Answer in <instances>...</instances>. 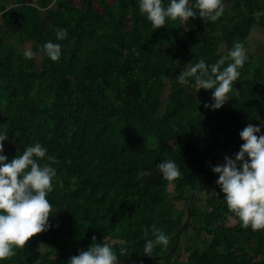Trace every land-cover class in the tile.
I'll return each instance as SVG.
<instances>
[{"label":"trees","instance_id":"1","mask_svg":"<svg viewBox=\"0 0 264 264\" xmlns=\"http://www.w3.org/2000/svg\"><path fill=\"white\" fill-rule=\"evenodd\" d=\"M256 27L264 29V0H231L215 21L197 15L159 28L138 0H0L5 153L12 159L40 142L48 148L41 164L57 168L52 227L0 264H67L104 242L117 249L118 264H264V229L245 227L217 183L196 194L170 253L191 193L218 178L211 165L231 155L240 130L264 120V49L247 52L215 110L205 107L212 89L181 84L177 74L199 59L216 62L236 41L248 46ZM48 40L62 44L59 60L41 47ZM169 158L181 168L174 181L157 167ZM153 224L170 239L148 256Z\"/></svg>","mask_w":264,"mask_h":264},{"label":"clouds","instance_id":"2","mask_svg":"<svg viewBox=\"0 0 264 264\" xmlns=\"http://www.w3.org/2000/svg\"><path fill=\"white\" fill-rule=\"evenodd\" d=\"M138 6L156 28L166 25L169 19L186 22L197 15L206 21H215L225 12L224 0H194V3L190 0H168L167 4L164 0H138ZM67 35V28L57 29L60 39ZM41 47L50 59H60L61 43L48 40ZM23 54L31 57L33 51L25 49ZM247 58L244 42L236 41L214 63L199 59L186 65L177 74V80L185 85L194 80L197 90L212 89V99L205 103V107L215 110L229 99L233 82L240 77V69ZM239 135L244 142L234 156L225 155L224 163L211 167L219 174L216 183L225 194L223 199L228 209L245 227L264 229V120L248 123ZM8 138L7 132L0 131V260L13 256L17 248H23L34 234L52 227L49 217L53 204L48 194L57 178V168L53 164L40 162L39 158L48 153L46 146L40 142L29 144L22 153L9 159L4 150V142ZM157 167L168 181L181 176L180 165L175 159H163ZM152 230L153 238L147 239L143 245V253L148 256H152L157 246L166 247L170 239L155 224ZM126 251V247L119 248L120 253ZM119 259L118 251L111 243H92L87 249L72 255L67 264H118Z\"/></svg>","mask_w":264,"mask_h":264},{"label":"rangeland","instance_id":"3","mask_svg":"<svg viewBox=\"0 0 264 264\" xmlns=\"http://www.w3.org/2000/svg\"><path fill=\"white\" fill-rule=\"evenodd\" d=\"M231 0H224V5L225 7L230 3ZM7 4H10V2H8ZM257 28V27H256ZM255 28L252 29V31H254L247 43H248V46H246V50L247 52H252L256 55H259L261 54V52H263V45H264V29L262 28H258L257 30H254ZM251 31V32H252ZM26 49H30L28 45H26ZM208 193L207 192H203L201 193V196L202 197H205ZM177 207L178 208H183V205L184 203L183 202H178L176 203Z\"/></svg>","mask_w":264,"mask_h":264},{"label":"water","instance_id":"4","mask_svg":"<svg viewBox=\"0 0 264 264\" xmlns=\"http://www.w3.org/2000/svg\"><path fill=\"white\" fill-rule=\"evenodd\" d=\"M224 162H225V160L222 161V163H224ZM217 179L218 178L214 179L213 181L205 184L204 186L200 187L198 190L193 191L191 193L190 200H189L188 205H187V219H186V222L183 225V227L181 228V230H180V232L178 234L177 240H176V242H175V244H174V246H173V248H172V250H171L170 253H173L176 250V248L178 247V245H179L180 238H181V236L183 234V231H184V229H185V227H186V225H187V223L189 221V218H190V209H191V204H192V201H193L194 197L196 196V194L201 193V192H204L208 188H210L213 184H216ZM165 257H168V255L165 256Z\"/></svg>","mask_w":264,"mask_h":264},{"label":"crops","instance_id":"5","mask_svg":"<svg viewBox=\"0 0 264 264\" xmlns=\"http://www.w3.org/2000/svg\"><path fill=\"white\" fill-rule=\"evenodd\" d=\"M259 28V27H258ZM258 28H255V30H257ZM257 123H260V121H258ZM243 139L240 138L238 141H237V144L236 146L233 148V150H229L228 152H231V155L234 156V154L239 150L240 148V145L243 143Z\"/></svg>","mask_w":264,"mask_h":264}]
</instances>
